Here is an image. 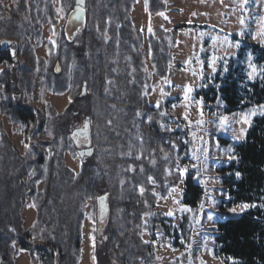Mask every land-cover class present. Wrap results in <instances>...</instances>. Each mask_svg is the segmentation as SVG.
<instances>
[{
	"label": "trees",
	"instance_id": "1",
	"mask_svg": "<svg viewBox=\"0 0 264 264\" xmlns=\"http://www.w3.org/2000/svg\"><path fill=\"white\" fill-rule=\"evenodd\" d=\"M1 1L0 264H17L16 248L37 264H80L86 220L95 264H157L155 244L144 236L155 239L158 231L174 238L173 247L188 248L192 210L205 194L195 174L180 169L190 157L189 124L171 113L172 98L150 101L154 79H166L174 64L172 32L158 28L145 40L133 22L136 0H84L82 29L71 39L63 26L55 43L43 44L44 27L58 24L54 0H12L11 8ZM59 2L66 17L78 6ZM147 3L153 15L167 10L166 0ZM2 41L10 44L2 48ZM43 45L48 55L38 56ZM247 53L264 68V47L247 41L212 77L214 84L197 91L205 105L219 100L231 114L264 104V70L250 81ZM44 90L67 94L66 108L32 104ZM2 118L22 124L23 153ZM87 120L92 152L81 156L86 146L72 134ZM218 140L233 145L236 159L218 168L220 207L228 213L217 222L216 253L224 264H264V115L253 119L243 141ZM66 154L80 158L78 171L67 166ZM180 185L189 210L175 227L156 207ZM30 203L36 215L26 226L23 210ZM240 204L252 207L235 212ZM181 258L187 260L184 253Z\"/></svg>",
	"mask_w": 264,
	"mask_h": 264
},
{
	"label": "rangeland",
	"instance_id": "2",
	"mask_svg": "<svg viewBox=\"0 0 264 264\" xmlns=\"http://www.w3.org/2000/svg\"><path fill=\"white\" fill-rule=\"evenodd\" d=\"M1 2L12 7V0ZM166 3V11L153 15L149 12L147 0H136L132 10L133 22L142 31L145 40L149 34L163 28L171 31L176 41L175 60L169 76L162 80L154 79L158 85L154 87L150 101L158 105L166 98H172L171 113L187 119L192 147L189 160L180 165V169L184 175L192 171L196 180L203 185L205 194L200 206L192 210V243L188 248L173 247L169 241L174 238L170 239L161 231L156 233L155 239L149 235L144 238L154 242L157 264H224V259L217 255L215 249L217 222L228 213L220 207L224 186L218 168L229 164L236 156L232 144L221 143L218 139L225 137L235 143L243 141L253 119L264 115V104L226 114L221 101L205 105L196 93L214 84L212 77L219 70L227 69V63L236 57L244 43L249 41L264 47V0H166ZM59 4V0H54L58 24L44 27L43 44L49 41L55 43L63 26L71 39L84 26V12L80 7L66 17L61 13ZM181 24L186 26L176 28ZM43 46L37 49L38 56L48 55L47 46ZM243 63L250 81L261 77L264 68L256 65L251 53L246 54ZM167 86L171 88L170 94L165 92ZM46 102L61 112L66 108L69 97L44 90L43 95L32 104L43 108ZM2 119L15 146L23 153L22 124H15L8 118ZM74 137L81 144L87 141L77 135ZM65 160L69 168L79 170L80 158L66 154ZM183 190L182 185L174 188L171 195L167 199H160L156 207L157 212L172 218L175 227L189 210L182 203ZM251 207L250 204H240L234 211L243 212ZM169 212L172 215H168ZM23 215L25 225L30 226L36 215L32 203L24 208ZM92 227V222L86 220L80 264H95ZM16 251L17 264H37V261H31L27 251L19 248ZM183 253L186 261L181 258Z\"/></svg>",
	"mask_w": 264,
	"mask_h": 264
},
{
	"label": "water",
	"instance_id": "3",
	"mask_svg": "<svg viewBox=\"0 0 264 264\" xmlns=\"http://www.w3.org/2000/svg\"><path fill=\"white\" fill-rule=\"evenodd\" d=\"M77 8L80 7L81 10L82 9V6L84 5V0H82V3H78L77 2ZM10 43L8 41H3L1 42V46L2 48H5L6 46H8ZM91 124H90V121L87 120L85 123H84V127L83 128H77L74 130L73 132V136L77 135V137L79 138H84L86 139V146L87 148L85 150H81L80 151V155L81 156H84V155H90L91 152H92V148H90V145H91ZM76 142H78V140H76ZM103 198V199H101ZM100 199H101V203L104 204L105 200H106V196H102Z\"/></svg>",
	"mask_w": 264,
	"mask_h": 264
},
{
	"label": "snow or ice",
	"instance_id": "4",
	"mask_svg": "<svg viewBox=\"0 0 264 264\" xmlns=\"http://www.w3.org/2000/svg\"><path fill=\"white\" fill-rule=\"evenodd\" d=\"M77 2H78V3H82V0H77ZM250 76H251V74H250ZM262 107H264V106H262ZM246 122H247V121H246ZM237 175H239V174H237ZM101 199H103V198H101ZM168 215H172V213L169 212Z\"/></svg>",
	"mask_w": 264,
	"mask_h": 264
},
{
	"label": "flooded vegetation",
	"instance_id": "5",
	"mask_svg": "<svg viewBox=\"0 0 264 264\" xmlns=\"http://www.w3.org/2000/svg\"><path fill=\"white\" fill-rule=\"evenodd\" d=\"M80 142V141H79ZM81 144V143H80ZM84 144H82L81 146H83Z\"/></svg>",
	"mask_w": 264,
	"mask_h": 264
},
{
	"label": "bare ground",
	"instance_id": "6",
	"mask_svg": "<svg viewBox=\"0 0 264 264\" xmlns=\"http://www.w3.org/2000/svg\"><path fill=\"white\" fill-rule=\"evenodd\" d=\"M84 146V145H83ZM85 147V146H84ZM82 148V147H81ZM85 149V148H84ZM81 150V149H80Z\"/></svg>",
	"mask_w": 264,
	"mask_h": 264
}]
</instances>
